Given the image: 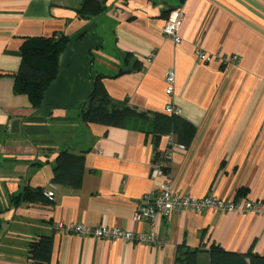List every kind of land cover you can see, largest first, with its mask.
I'll list each match as a JSON object with an SVG mask.
<instances>
[{"label": "crops", "instance_id": "0c3cea01", "mask_svg": "<svg viewBox=\"0 0 264 264\" xmlns=\"http://www.w3.org/2000/svg\"><path fill=\"white\" fill-rule=\"evenodd\" d=\"M83 1L0 0V264H30V242L47 234L49 264H174L180 244L200 249L199 264H208L211 246L264 256L260 214L173 212L157 219L162 243L152 247L55 228L60 222L148 231L150 222L133 213L164 182L150 176L153 148L154 161L171 148L166 167L175 193L264 200V0H102L106 11L93 19L79 15ZM176 6L183 11L178 44L162 34ZM55 33L70 40L41 108L33 110L14 90L20 47L25 38ZM196 49L212 58L198 61ZM216 55L238 60L224 65ZM170 70L175 83L167 96ZM98 75L115 102L160 113L167 103L177 107L195 125L190 145H174L173 135L152 143L140 123L84 122L81 110ZM15 119L19 128L11 131ZM62 151L84 157L78 189L51 182ZM51 186V203L13 202L26 188Z\"/></svg>", "mask_w": 264, "mask_h": 264}, {"label": "trees", "instance_id": "16d2710c", "mask_svg": "<svg viewBox=\"0 0 264 264\" xmlns=\"http://www.w3.org/2000/svg\"><path fill=\"white\" fill-rule=\"evenodd\" d=\"M105 11L106 6L102 0H84L78 9L79 15L85 19H93ZM69 40V36L59 33L50 37L24 39L20 47V64L15 77L14 90L16 93L27 95L33 110L41 108L45 93L56 79L61 56ZM93 80V89L87 97L85 107L81 110V118L84 122L119 128H125L131 122L140 123L148 126L152 143L153 139L156 140L162 135H173L176 144L182 148L190 145L195 134V125L179 113L139 111L127 103L115 102L108 95L102 76H94ZM154 150L155 148H153V161L155 156H158ZM83 170V155L62 151L56 157L51 182L78 189ZM164 172L169 173L167 167H164ZM44 192L45 190L42 189L26 188L13 198V202L15 205L20 202L51 203ZM52 246V234L40 235L31 241L27 254L30 264H49ZM200 254V249L180 244L176 248L174 264H199ZM207 256L208 264H264V256L251 251L244 253L228 251L219 246H211Z\"/></svg>", "mask_w": 264, "mask_h": 264}, {"label": "built area", "instance_id": "2783aa9c", "mask_svg": "<svg viewBox=\"0 0 264 264\" xmlns=\"http://www.w3.org/2000/svg\"><path fill=\"white\" fill-rule=\"evenodd\" d=\"M183 17L182 8H174L167 16L165 23L162 27L163 36L174 44L181 42L178 34ZM195 54L197 60L200 62L209 61L212 56L208 55L201 49H196ZM216 60H220L224 65L230 63H237V56L221 57L220 55L214 56ZM152 59V55L147 57V61ZM165 94L171 96L174 90L175 75L173 71H169L165 77ZM167 114L179 113V109L167 103L164 107ZM180 148V145L174 144ZM171 157V148H167L161 158L156 162H151L150 176L152 180L164 177V182L160 184L153 197L145 196L144 201L139 203L133 213V219L136 221L148 220L150 222V229L148 231H129L116 226H98L90 227L81 223H56L57 230L78 234L82 237H91L95 239H111V240H124L133 242L135 244H145L148 246H157L162 243L158 235L156 221L159 217H167L173 212H180L189 210L198 212L201 210H211L220 212H232L238 215L260 214L264 215V200H245L243 202H232L225 198L215 196L196 197L184 193H175L170 188V173L164 172V167L167 166ZM44 195L49 201H53V186L44 192Z\"/></svg>", "mask_w": 264, "mask_h": 264}, {"label": "water", "instance_id": "95a60500", "mask_svg": "<svg viewBox=\"0 0 264 264\" xmlns=\"http://www.w3.org/2000/svg\"><path fill=\"white\" fill-rule=\"evenodd\" d=\"M19 128V120L18 119H15L12 121L11 123V131H17Z\"/></svg>", "mask_w": 264, "mask_h": 264}]
</instances>
